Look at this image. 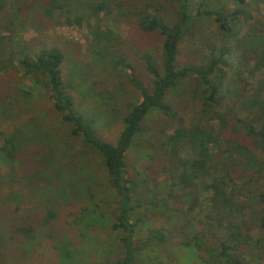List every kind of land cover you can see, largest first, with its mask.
Returning a JSON list of instances; mask_svg holds the SVG:
<instances>
[{
    "label": "trees",
    "instance_id": "1",
    "mask_svg": "<svg viewBox=\"0 0 264 264\" xmlns=\"http://www.w3.org/2000/svg\"><path fill=\"white\" fill-rule=\"evenodd\" d=\"M19 1L23 0H0V32L22 26ZM228 2L234 5L233 10L228 9ZM259 3L264 5V0H45L41 15L53 19L54 24L62 21L79 27L87 20V9L97 17L99 12L108 15L115 4L122 18L135 20L141 32L157 33L161 38L159 65L153 63L148 51L139 52L151 78L146 85L137 78L114 32L100 21L85 24L86 39L95 54L124 71L140 96L126 105L114 144L101 140L92 118L76 108L69 82L63 78V54L58 48L35 49L20 32L16 34L17 28L5 43L1 42L5 37L0 38V65L11 66L16 60L25 74L39 79L53 110L70 124V135L79 139L86 154L93 150L98 156L105 186L114 197L111 211L95 199L87 176L91 164L74 172L73 176L81 177L76 190L86 199L71 221L75 239L82 244L81 258L70 238L63 237L54 244L61 264H83V254L91 244L89 232L101 226L121 234L117 245L120 256L112 264H134L144 248L155 243L160 246L166 240L162 231L149 228L139 238L148 214L173 221L174 230L181 234L179 247L194 255L198 264H257L255 256L264 249V15ZM32 7L27 6V14ZM252 12L262 14V21ZM210 20L216 23V30L209 32L214 40L208 52L197 63L179 66V45L195 37V29H203V22ZM251 20L256 25L247 24ZM241 27L245 32L235 46ZM228 70L232 72L228 74ZM185 79L193 81L190 95L199 108L188 110L183 117L165 96ZM152 111L175 122L169 134L166 129L159 133L162 173L168 181L158 183L145 169L129 174L126 163V154L145 131L143 123ZM3 145L1 155L15 161L11 159V140ZM244 193L251 195L247 202ZM198 212L203 214V219L197 220L199 228L192 223ZM52 213L47 220L54 218ZM179 215L183 223L177 227ZM20 231L31 236L29 228Z\"/></svg>",
    "mask_w": 264,
    "mask_h": 264
},
{
    "label": "rangeland",
    "instance_id": "2",
    "mask_svg": "<svg viewBox=\"0 0 264 264\" xmlns=\"http://www.w3.org/2000/svg\"><path fill=\"white\" fill-rule=\"evenodd\" d=\"M214 2L219 6V2ZM19 3L20 13H23L19 17L23 24L21 27L15 25L16 34L21 33L24 40L35 49L56 47L61 51L63 78L69 82V93L76 108L84 116L92 118L101 140L114 144L122 129V118L127 113L126 105L140 100V96L128 82L124 71L114 69L106 59H100L95 54L86 39L88 29L85 24L94 25L100 21L110 28L114 37L121 41L122 52L134 67L137 78L146 85H149L151 78L140 60L139 52L148 51L153 63L159 65L160 36L141 32L135 20L121 17L115 4L110 6L108 15L99 12L97 17L87 9L84 11L87 20L78 27L68 26L62 21L54 24L53 19L41 15L40 7L45 0H40V3L38 0H23ZM28 4L33 7L27 14ZM258 6L264 15V5L259 3ZM227 7L233 10L234 5L228 2ZM170 11L169 8V14ZM251 14L262 21V14ZM254 22L251 20L247 24L256 25ZM203 27L205 29H195L196 36L187 38L179 45V66L197 63L208 52L209 43L214 40L209 32L216 30V23L213 20L204 21ZM11 28L12 32H0V38L5 37L2 43L7 38H13L15 28ZM240 30L243 32L233 39L235 46L244 35L245 28L241 27ZM235 66L233 63L232 67ZM231 72L228 70V74ZM38 81L25 74L16 60L11 66L0 65V149L5 140H11L14 146L11 159H15L8 162L0 153V237L3 241L0 264H61L54 244L63 237L70 238L75 254L79 257L82 244L75 239L76 229L71 221L86 199L75 187L77 181L81 182V177L73 175L86 163L91 164L87 176L92 182L90 189L95 193V199L108 205L109 211L114 207L111 203L114 197L105 186L106 175L98 156L92 154L95 153L93 150L86 154L80 148L79 139L69 133L70 124L62 121L59 113L53 110L47 91ZM192 86L191 79L182 80L165 96L166 102L178 108L183 117L188 115V110L197 111L199 108L190 95ZM174 125L175 122L158 111H152L147 116L143 123L145 131L126 154L129 174L145 169L156 183L168 181L162 173L159 133L166 129L169 134V128ZM249 196L250 193H244V202L248 201ZM49 213L55 216L47 220ZM202 215L198 212L197 217L194 216L193 226L200 227L197 220L203 219ZM178 217L180 220L176 225L180 227L183 216ZM174 224L168 219L148 214L139 238L149 228L162 231L166 240L160 246L155 243L148 249L144 248L134 264H198L194 255L179 247L181 234L174 230ZM103 227H96L89 232L91 244L83 254V264H112L120 256L117 245L121 234ZM22 228L30 229V238L20 231ZM139 238L137 244H140ZM255 262L264 264V249L257 253Z\"/></svg>",
    "mask_w": 264,
    "mask_h": 264
}]
</instances>
